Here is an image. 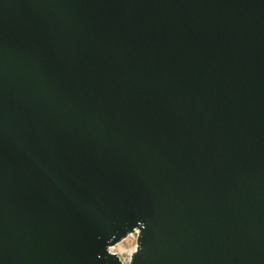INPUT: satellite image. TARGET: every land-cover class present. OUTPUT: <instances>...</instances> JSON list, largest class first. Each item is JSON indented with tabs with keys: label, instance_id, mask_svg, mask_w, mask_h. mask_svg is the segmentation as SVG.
Masks as SVG:
<instances>
[{
	"label": "water",
	"instance_id": "1",
	"mask_svg": "<svg viewBox=\"0 0 264 264\" xmlns=\"http://www.w3.org/2000/svg\"><path fill=\"white\" fill-rule=\"evenodd\" d=\"M264 264V0H0V264Z\"/></svg>",
	"mask_w": 264,
	"mask_h": 264
},
{
	"label": "rangeland",
	"instance_id": "2",
	"mask_svg": "<svg viewBox=\"0 0 264 264\" xmlns=\"http://www.w3.org/2000/svg\"><path fill=\"white\" fill-rule=\"evenodd\" d=\"M135 247V239L131 236H127L119 243L115 244L113 250L121 257H127L128 254Z\"/></svg>",
	"mask_w": 264,
	"mask_h": 264
},
{
	"label": "built area",
	"instance_id": "3",
	"mask_svg": "<svg viewBox=\"0 0 264 264\" xmlns=\"http://www.w3.org/2000/svg\"><path fill=\"white\" fill-rule=\"evenodd\" d=\"M137 232H138V230L135 228L133 232H131V233L128 234V236H131V237H133V238L135 239V238H136V235H137ZM114 246H115V245H114ZM114 246L111 247V251H113V252H115V251L113 250ZM133 249H134V248H133ZM132 251H133V250H132ZM132 251H131V252H132ZM131 252H130V253H131ZM115 253H116V252H115ZM130 253L128 254L127 257H121V256H119V257L121 258L123 264H128V262H129V258H130Z\"/></svg>",
	"mask_w": 264,
	"mask_h": 264
}]
</instances>
